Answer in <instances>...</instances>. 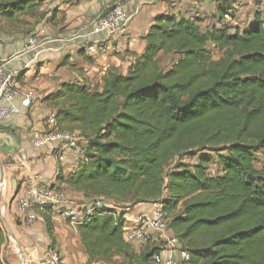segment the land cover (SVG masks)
<instances>
[{"label": "trees", "instance_id": "16d2710c", "mask_svg": "<svg viewBox=\"0 0 264 264\" xmlns=\"http://www.w3.org/2000/svg\"><path fill=\"white\" fill-rule=\"evenodd\" d=\"M45 1L0 0V16L31 13ZM217 13L220 24L205 30L200 16L161 13L126 73L110 69L93 89L65 83L54 94L74 100L56 113L63 125L78 126L84 144L78 165L54 186L114 204L79 227L90 261L115 253L132 259L117 207L158 200L192 262L264 264V164L257 156L264 153V19L258 11L240 28L225 22L224 7ZM163 56H170L166 65ZM5 240L0 222V264ZM159 250L148 243L138 264H155Z\"/></svg>", "mask_w": 264, "mask_h": 264}, {"label": "crops", "instance_id": "0c3cea01", "mask_svg": "<svg viewBox=\"0 0 264 264\" xmlns=\"http://www.w3.org/2000/svg\"><path fill=\"white\" fill-rule=\"evenodd\" d=\"M183 3L195 5L191 9L197 12L198 9H207L209 2L46 0L31 13L19 12L11 18L0 16V35L4 38L0 58L6 60L5 71L14 75L18 87L32 89L37 96L29 107L22 106L20 100L16 99L15 104L20 107V113L12 115L0 125V215L8 236L15 239L22 249L26 264H46L44 257L50 248L60 253L63 264H95V261H100L88 259L80 230L75 226L51 214L50 225L46 218L26 225L18 210L17 199L23 195L22 183L25 179L37 176L38 181L55 180V184L59 174H69L75 168V155L71 150L66 151L63 161L56 158L58 142L40 149L33 146L34 133L48 128L47 114L53 109L47 96L57 84L69 80L75 82L84 79L88 85L94 86L103 83L110 69L126 73L129 65L144 51V37L156 16L167 12L181 15L178 8ZM117 4L122 5L131 17L130 40H119L105 32L88 38L71 39L76 33L90 29L92 22L103 11ZM186 16H194V13ZM32 35L45 41L39 47L26 51L25 43ZM89 40L101 41L96 54L87 52L85 44ZM58 187L68 192L73 199H88L83 192L67 185ZM18 188V195L11 203ZM149 209L150 204L140 203L134 206V212L130 214L147 213ZM131 246L135 248V255L140 257L142 251L139 248L146 245L135 242ZM14 253L8 259L9 264H22L15 250ZM122 256L126 258L124 254ZM133 260H136L134 264H138L139 259L134 257Z\"/></svg>", "mask_w": 264, "mask_h": 264}, {"label": "built area", "instance_id": "2783aa9c", "mask_svg": "<svg viewBox=\"0 0 264 264\" xmlns=\"http://www.w3.org/2000/svg\"><path fill=\"white\" fill-rule=\"evenodd\" d=\"M176 2L178 0H167ZM130 15L125 8L117 4L103 11L101 15L92 22L90 29L78 32L71 39L79 37H91L92 35L105 32L108 36L121 40H130L129 30ZM35 35L27 38L25 50H33L44 42ZM101 41L89 40L85 47L89 54H96L98 44ZM4 38L0 35V51ZM5 62L0 58V125L11 117L20 113V107L15 104L19 99L21 105L29 107L36 98L34 90L21 89L16 85L15 77L5 71ZM46 122L48 128L36 131L32 138L35 149H40L50 143L59 144L56 158L60 161L65 159L67 150L75 155V167L84 154V144L81 141L80 132L60 128L57 113L48 111ZM214 172V170H212ZM37 176L28 177L23 184V195L18 197L17 205L22 220L26 225H33L37 221H44L43 212L50 210L54 218L62 219L79 229L96 212L114 204L107 198L95 197L87 200L73 199L67 192L58 190L54 186L55 180L49 182L38 181ZM3 193V192H2ZM48 212V211H47ZM118 212V211H117ZM118 214V213H117ZM124 237L128 243L140 242L147 245L156 242L160 250L152 256L155 264H189L192 260L190 251L183 247L178 236L170 226L171 218L163 209L160 201H152L147 213L131 215L129 212L123 214ZM25 255L22 256V264H26ZM46 264H63L61 256L54 249H48L45 253Z\"/></svg>", "mask_w": 264, "mask_h": 264}, {"label": "rangeland", "instance_id": "374dc122", "mask_svg": "<svg viewBox=\"0 0 264 264\" xmlns=\"http://www.w3.org/2000/svg\"><path fill=\"white\" fill-rule=\"evenodd\" d=\"M193 1V0H190ZM208 7L205 10H201L198 9L197 12L194 11L195 5H186V4H181L180 7L178 8L180 14H190L191 12L194 13V15L200 16L201 17V26L202 28L205 30L208 26L212 25V24H220V18L219 15L217 13V6L219 7H224V9H227L229 14L233 17H231L230 15H227L226 18H224L225 22L229 23L231 26L235 27V26H239L240 28H245L248 26L249 22L253 19L254 15L256 12L261 11L263 14V19H264V0H208ZM209 48L211 49L214 58H219L220 57V52L213 48V46H209ZM161 64L162 65H166L167 63H169L170 61V56H163L161 59ZM65 83H77V84H86V86L90 87V88H95L96 85H101V84H96L94 86H90L88 85L85 80L83 79L81 80H76L74 81H66L63 82L61 84H57L55 86V89H53V91L47 96L48 101L50 106H52V109L57 112L59 107H67L70 103H72L74 100L72 99L71 96H66V98H61V99H54L53 96L54 94H56V92L61 88V86ZM94 83V82H93ZM35 93V91H34ZM37 98V96H36ZM59 125L60 128H64V129H70V130H74V131H78L81 132V130L78 128V126L76 124L71 125V126H66L63 125V122L61 123L59 121ZM257 156L259 157V167L262 168L263 167V162H264V153H259L257 154ZM186 161H190V160H186ZM68 194V192H67ZM69 195V194H68ZM2 199V195L0 197ZM138 205V204H137ZM134 206L135 205H128V204H123L121 205V207H117V211L118 212H123V213H132L134 212ZM116 207V206H115ZM168 216L171 218L172 214L167 211ZM0 222L2 224V227L5 231V235H6V240L3 243L2 247H1V257L4 261L5 264H9L8 259L11 257L10 255L15 254L14 250L16 251V253L18 254L17 256H19V258L21 259L22 256L24 255L22 249L20 248V246H18V243L12 238L8 236V233L6 231L5 228V223L2 220V217L0 215ZM81 237V234H80ZM135 248L131 247L132 250V254L135 257V259H140V257L135 255ZM144 247L139 248V251H143ZM60 255V253H59ZM134 257L130 260L124 258L122 256V253H115L113 255H111V257H108V259L106 260H101L100 261H95V264H134ZM18 258V257H17ZM26 259V258H25ZM122 261V263L120 262ZM189 264H199L194 263V262H190Z\"/></svg>", "mask_w": 264, "mask_h": 264}, {"label": "bare ground", "instance_id": "6f19581e", "mask_svg": "<svg viewBox=\"0 0 264 264\" xmlns=\"http://www.w3.org/2000/svg\"><path fill=\"white\" fill-rule=\"evenodd\" d=\"M2 186V185H1ZM18 246H19V244H18Z\"/></svg>", "mask_w": 264, "mask_h": 264}, {"label": "water", "instance_id": "95a60500", "mask_svg": "<svg viewBox=\"0 0 264 264\" xmlns=\"http://www.w3.org/2000/svg\"><path fill=\"white\" fill-rule=\"evenodd\" d=\"M15 240V239H14Z\"/></svg>", "mask_w": 264, "mask_h": 264}]
</instances>
